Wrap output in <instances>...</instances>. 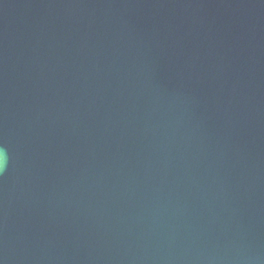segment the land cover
<instances>
[{
    "label": "water",
    "instance_id": "1",
    "mask_svg": "<svg viewBox=\"0 0 264 264\" xmlns=\"http://www.w3.org/2000/svg\"><path fill=\"white\" fill-rule=\"evenodd\" d=\"M0 264H264V0H0Z\"/></svg>",
    "mask_w": 264,
    "mask_h": 264
}]
</instances>
